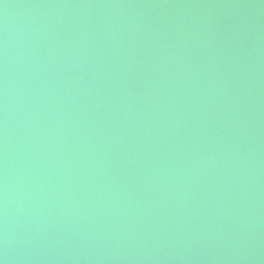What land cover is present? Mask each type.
I'll use <instances>...</instances> for the list:
<instances>
[{"label":"bare ground","instance_id":"6f19581e","mask_svg":"<svg viewBox=\"0 0 264 264\" xmlns=\"http://www.w3.org/2000/svg\"><path fill=\"white\" fill-rule=\"evenodd\" d=\"M0 264H264V0H0Z\"/></svg>","mask_w":264,"mask_h":264}]
</instances>
